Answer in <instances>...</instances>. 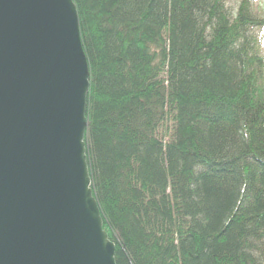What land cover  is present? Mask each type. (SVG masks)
Here are the masks:
<instances>
[{"label":"trees","instance_id":"16d2710c","mask_svg":"<svg viewBox=\"0 0 264 264\" xmlns=\"http://www.w3.org/2000/svg\"><path fill=\"white\" fill-rule=\"evenodd\" d=\"M233 1L74 0L117 264H264V16Z\"/></svg>","mask_w":264,"mask_h":264},{"label":"water","instance_id":"95a60500","mask_svg":"<svg viewBox=\"0 0 264 264\" xmlns=\"http://www.w3.org/2000/svg\"><path fill=\"white\" fill-rule=\"evenodd\" d=\"M74 0H0V264H117L93 195Z\"/></svg>","mask_w":264,"mask_h":264},{"label":"rangeland","instance_id":"374dc122","mask_svg":"<svg viewBox=\"0 0 264 264\" xmlns=\"http://www.w3.org/2000/svg\"><path fill=\"white\" fill-rule=\"evenodd\" d=\"M238 0H234L232 3H231V6L236 9L238 8ZM253 3L255 4L256 8H258V13L259 15L261 16H264V0H253Z\"/></svg>","mask_w":264,"mask_h":264}]
</instances>
